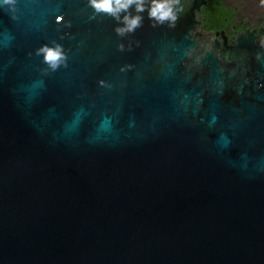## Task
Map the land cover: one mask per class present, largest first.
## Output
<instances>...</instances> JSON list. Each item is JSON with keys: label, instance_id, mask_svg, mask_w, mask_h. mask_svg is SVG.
Instances as JSON below:
<instances>
[{"label": "water", "instance_id": "95a60500", "mask_svg": "<svg viewBox=\"0 0 264 264\" xmlns=\"http://www.w3.org/2000/svg\"><path fill=\"white\" fill-rule=\"evenodd\" d=\"M179 6L125 37L87 0L0 12V264H264L262 31L208 48Z\"/></svg>", "mask_w": 264, "mask_h": 264}, {"label": "clouds", "instance_id": "9594fccd", "mask_svg": "<svg viewBox=\"0 0 264 264\" xmlns=\"http://www.w3.org/2000/svg\"><path fill=\"white\" fill-rule=\"evenodd\" d=\"M17 3L18 0H0V12L9 13L11 20L17 19ZM87 5L92 10V20L102 14L112 17L116 21L114 32L120 37L134 33L140 28L145 19V12L153 27L167 24L168 27L174 28L182 10L179 0H87ZM55 19L60 23L64 17L58 15ZM118 49L124 51V44L120 43ZM128 50H131V44L128 45ZM34 54L41 57V63L46 66L43 69L45 72L68 66V54L63 45L55 40L41 44L34 50ZM29 55H33V52Z\"/></svg>", "mask_w": 264, "mask_h": 264}, {"label": "bare ground", "instance_id": "6f19581e", "mask_svg": "<svg viewBox=\"0 0 264 264\" xmlns=\"http://www.w3.org/2000/svg\"><path fill=\"white\" fill-rule=\"evenodd\" d=\"M201 5L195 15L198 39L208 48L231 51L249 38L260 46V31L264 39V0H184Z\"/></svg>", "mask_w": 264, "mask_h": 264}]
</instances>
